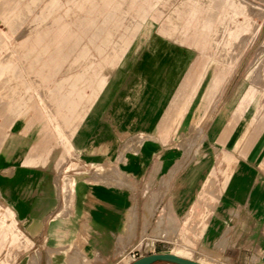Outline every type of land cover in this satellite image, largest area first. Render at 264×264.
Listing matches in <instances>:
<instances>
[{"label": "crops", "instance_id": "obj_1", "mask_svg": "<svg viewBox=\"0 0 264 264\" xmlns=\"http://www.w3.org/2000/svg\"><path fill=\"white\" fill-rule=\"evenodd\" d=\"M150 44L73 133L92 168L71 175L70 189L57 176L64 161L53 137L44 161L37 137L23 131L22 119L37 116L0 115L13 118L0 130V194L30 243L16 264H120L131 253L164 252L173 236L188 241L173 253L204 264H264V115L234 143L232 164L223 153L211 167L198 123L211 141L222 121L220 137L233 130L239 111L211 126L217 76L190 48Z\"/></svg>", "mask_w": 264, "mask_h": 264}, {"label": "rangeland", "instance_id": "obj_2", "mask_svg": "<svg viewBox=\"0 0 264 264\" xmlns=\"http://www.w3.org/2000/svg\"><path fill=\"white\" fill-rule=\"evenodd\" d=\"M153 42L190 48L194 61L217 76L209 123L222 115L225 123L236 111L241 117L226 136L220 137L223 121L211 141L205 140V120L197 134L211 142V167L219 168L223 153L232 164L234 143L243 141L253 118L264 115V0H0V115L37 116L22 119L23 131L37 137L44 161L53 137L54 155L64 161L57 176L66 190L71 175L92 168L72 144L73 133L95 96ZM12 121L0 118V130ZM166 239L164 252L188 243L181 236ZM29 248L0 194V264H16ZM141 255L131 253L120 264Z\"/></svg>", "mask_w": 264, "mask_h": 264}, {"label": "water", "instance_id": "obj_3", "mask_svg": "<svg viewBox=\"0 0 264 264\" xmlns=\"http://www.w3.org/2000/svg\"><path fill=\"white\" fill-rule=\"evenodd\" d=\"M157 261L169 262L173 264H204L172 252H154L141 255L128 264H152Z\"/></svg>", "mask_w": 264, "mask_h": 264}]
</instances>
